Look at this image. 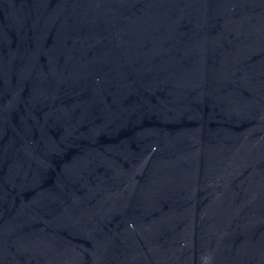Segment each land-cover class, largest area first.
<instances>
[{
	"label": "water",
	"instance_id": "obj_1",
	"mask_svg": "<svg viewBox=\"0 0 264 264\" xmlns=\"http://www.w3.org/2000/svg\"><path fill=\"white\" fill-rule=\"evenodd\" d=\"M0 264H264V0H0Z\"/></svg>",
	"mask_w": 264,
	"mask_h": 264
}]
</instances>
